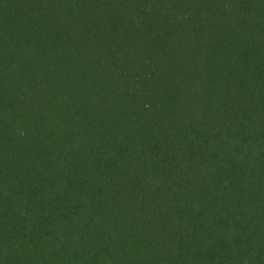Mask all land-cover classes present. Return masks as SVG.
Here are the masks:
<instances>
[{"label": "trees", "instance_id": "obj_1", "mask_svg": "<svg viewBox=\"0 0 264 264\" xmlns=\"http://www.w3.org/2000/svg\"><path fill=\"white\" fill-rule=\"evenodd\" d=\"M0 264H264V0H0Z\"/></svg>", "mask_w": 264, "mask_h": 264}]
</instances>
